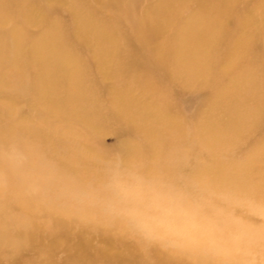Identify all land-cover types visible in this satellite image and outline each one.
<instances>
[{
	"label": "bare ground",
	"instance_id": "6f19581e",
	"mask_svg": "<svg viewBox=\"0 0 264 264\" xmlns=\"http://www.w3.org/2000/svg\"><path fill=\"white\" fill-rule=\"evenodd\" d=\"M61 6L70 19L50 21ZM238 13L249 17L244 42L233 41ZM24 18L43 30L32 31ZM0 19V64H24L17 79L0 66V90L14 103L36 98L40 117V127L0 119V214L28 217L18 240L7 223L0 227V252L24 243L42 250L66 237L64 264H118L103 263L102 253L90 248L89 239L99 237L111 247L125 246L121 264H264V220H250L264 216V172L255 178L250 160L238 154L241 132L256 111L249 118L236 105L230 115L222 109L243 87L253 93V109L264 106V29H258L264 0H0ZM128 41L145 47L133 52ZM30 60L51 65L45 81L31 75ZM224 60L230 61L225 72ZM235 61L243 63V77ZM130 86L139 88L134 103L128 102ZM188 86L207 92L196 94V110L208 106L204 113L215 114L219 125L211 124L209 135L189 133L177 111L176 91ZM71 122L93 136L118 127L129 155L122 184L146 183L143 194L122 206L134 207L129 216L140 213L166 225L164 233L142 232L141 224L128 228L119 203L104 213L110 195L100 191L106 181L101 157L92 145L78 150L61 136ZM9 142L13 149H5ZM76 191L93 197L80 215L66 209ZM46 195H60L64 206H43ZM139 249L146 254L138 257Z\"/></svg>",
	"mask_w": 264,
	"mask_h": 264
},
{
	"label": "rangeland",
	"instance_id": "374dc122",
	"mask_svg": "<svg viewBox=\"0 0 264 264\" xmlns=\"http://www.w3.org/2000/svg\"><path fill=\"white\" fill-rule=\"evenodd\" d=\"M95 5L97 6V3H95ZM252 9H256L255 4H253ZM68 11L69 9L66 6H61L60 9H56L54 11V16H51L50 21L55 23L59 22L61 19L64 21H68L70 19ZM234 21L236 24V28L233 31V41H246L245 36L247 32L242 31V26L248 23V15H241L238 13ZM0 22L4 24L5 20L0 19ZM23 22H25V26L30 27V29L34 32H37V34H39L43 30L39 29L37 26L26 24L25 18ZM253 26L254 24L250 25V27ZM7 27L8 26H6L5 28ZM259 28L264 29V26L260 25L258 29ZM11 29L13 30V27H9V30ZM248 29L249 26L245 28V30L247 31ZM2 30L5 31V29ZM33 41H35V39ZM129 42L130 41H128L129 48L136 53L141 52L145 47L144 43L131 41L130 45ZM86 52L88 51L86 50ZM129 53L130 51L127 52V54ZM28 62H30L28 70L31 72V75L36 78V81H45V79H47V76L50 75V71L47 69H51V65L41 68L36 62H34V60H30ZM224 62L226 64L222 67L223 72H225V70H228V68L230 67L229 60H224ZM242 64H240L239 61H235V71L237 70V74L239 77H243V75H240V71L244 69L242 67ZM0 66L3 68V72L7 73L8 75H12L15 79H17L16 75L19 76L20 72H22V69L24 68L23 63H18V65H12L11 63H3L0 64ZM152 75L154 74L152 73ZM163 85L168 86L169 83H164ZM1 86L2 80L0 76V88ZM14 86L17 87V84H15ZM138 90L139 88L137 86H130L129 91L127 92L134 93L132 95H129V103L135 102V95L137 94ZM234 91L235 95L233 94L231 98L227 99L226 102L223 103L222 109H224L227 114L230 115L228 109L230 107L233 109V106L236 105L239 108V111H247L249 113V118H251V114L253 113V111H256L255 115L252 117L250 122L241 132V138L239 140L241 144L243 143V145H241V147L239 148L238 154L240 155L239 158H241V161L250 160V165L253 168L252 175L255 178H260L262 173L264 172V112L262 111L261 113V110H264V106H262L261 108H257V110L256 108L253 109V107L255 106L254 102L252 98H249L250 96H252L253 93L252 91H249L247 87H243ZM176 92L177 98L175 97V103L177 105V111L187 118L186 125L189 133L198 136L209 135L207 134L209 126L211 124L219 125L218 121H214V117H216L215 114L212 113L208 116L207 112L211 111V109L204 113L205 110L209 108L208 106L202 108L200 112L196 110L200 100V97L196 94L200 93L202 95H205L207 92L202 89H192L191 86H188L186 88L184 87L183 90H178ZM218 94L221 93H212V95ZM6 96L7 94L0 90V108L2 106H5L7 108L6 114L0 112V119L12 121L17 126L25 125L40 127V117L37 115V108L39 106L37 105L36 98L31 95H28V97L24 98L28 99L29 103L21 104L22 102H11L9 98H6ZM145 99L149 100V96L147 95ZM234 100H237V102L235 103ZM214 106L215 103L212 108H214ZM248 113L243 114V112H240V116H242L243 118ZM3 124V122L0 123V126L2 127ZM71 124L72 126L70 128H67V134L65 135L63 133V135L61 136L64 138L68 137L70 140L69 142L78 150H83L88 145H92V148L94 150V156L99 155L101 157L98 162L101 165L103 173L106 175V181L101 185L100 188L103 190L100 191L108 192L110 195L108 201L103 203L105 204V207H103L104 213H111L112 209H114L113 206L119 203L121 204L120 209L125 211L123 214L127 215V222L125 221V223H128V228H130V226L141 224L142 229H139L138 226L136 227L142 232L148 233L150 231H154L153 233L157 234L164 233L163 229L166 227V225L161 224L158 221L150 222V219H145V217H142L141 214L137 212L136 213L138 215L134 214V216H129L128 214L130 213V211H132L134 207L125 208L122 206L124 202L132 201L133 198L137 197L138 192L140 194H143L142 189L146 187V183H144L143 181H139V178H136L135 182L133 180L134 183L132 184H122L123 179H125V177L127 176L124 173L123 166L127 164V161L129 160V155H127L126 150L122 144V137L120 136L118 127L117 129L112 126L109 128L106 127L104 129L96 130V133L93 136L90 135V132L86 128H84L82 124L73 122H71ZM217 135H219V132L217 133ZM230 135H234V132H232ZM19 137L22 140L26 141V136L20 135ZM92 138L93 140H91ZM12 140L13 142H16L15 138H13ZM8 148L13 149L12 142H9L5 147V149ZM129 177H131V174L129 175ZM171 188H175V186H172ZM98 190L99 189H95L92 192ZM41 191L45 192V188H42ZM71 195L75 202H72L70 205L66 206V209L71 213H74V215H80V210L82 209V205L85 203V199L93 198L89 195V193L79 194V191H76ZM42 205L47 207H53V205L56 207L64 206V204H62L61 202L60 195L59 198L53 197L51 195L47 197L46 195L45 199L42 201ZM27 220L28 217L22 214L20 211L8 210L3 214H0V227L7 223L10 236L18 240V238H20L18 235L23 232V228ZM40 220L42 223H46L45 218H41ZM250 220L255 223H262L264 220V216L252 215L250 216ZM107 225L109 226L110 224L107 223ZM115 233L116 235L118 234L117 231H115ZM65 241L66 237H59L54 243L47 242L48 245L45 246L42 250H37V247L31 248L29 244L24 243V246L21 248H9L5 251L0 252V262L2 264H64L66 261V256L68 255V251L63 248L62 245V243ZM127 242L131 247H135L133 239H127ZM49 244H53L55 248H50ZM89 245L91 249L99 250L102 253L103 263L121 264L119 256L124 252L125 246L118 245L115 247H111L108 244L102 242L99 237L89 239ZM69 246H71V244ZM145 254L146 251L142 249L137 250L138 257L144 256ZM171 264L183 263L175 261Z\"/></svg>",
	"mask_w": 264,
	"mask_h": 264
}]
</instances>
